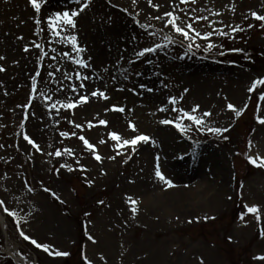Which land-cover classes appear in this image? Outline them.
<instances>
[{"label": "rangeland", "instance_id": "obj_1", "mask_svg": "<svg viewBox=\"0 0 264 264\" xmlns=\"http://www.w3.org/2000/svg\"><path fill=\"white\" fill-rule=\"evenodd\" d=\"M18 1L20 5H15ZM223 2L224 0H215L217 7ZM119 3L126 5L129 0H119ZM236 3L238 13L234 18L231 14H226V23H242V13L259 6L261 0H236ZM107 13L116 18L112 32L91 22L93 17L99 21ZM29 15L26 0H11L10 4L0 0V53L7 54L9 62L13 58L21 60L20 68L10 67L7 74H0V80L6 82L9 90L14 91V95L8 98H3L0 91V116L3 117L0 123L8 125L7 128L0 129V143L6 146L15 143L13 125L18 119L9 109L24 98L26 91H15L13 85L17 81L25 82V73L29 68L15 42L17 34L28 38L32 27L28 21ZM13 17L28 22L17 28L19 21ZM81 25L82 39L89 44L92 53L97 48L106 51L105 56L94 55L98 61L114 60L115 45L120 43V36L133 30L122 13L107 8L105 0H95L93 12L81 21ZM119 27H124L125 32L119 31ZM5 33L9 35L5 36ZM109 42L113 45L112 53L107 52ZM220 42L225 49H245L255 63H249L239 53L224 57L215 53H196L177 59V56L184 55V51L178 47H170L167 55L160 53L155 57L162 66V77L144 81L156 87L155 93H146L143 99L128 92L114 94V101L126 102L130 107L136 108L133 118L139 122L138 126L142 130H147L156 137L159 147L142 148L128 165L105 161L103 168L108 175L103 177L99 176V166L91 162V175L97 177L93 188L85 186L82 173H67L62 170L57 180L48 173L49 166L45 164V158L40 156L36 157L34 166L25 165L27 172L24 173L23 169L16 167L24 160L23 155L15 153L14 148L0 150V156L15 154L17 157L7 165L0 161V173L7 171L12 176L13 185H17L18 177L24 173L30 181L38 182L43 179L66 201V205H60L39 191L35 200L27 198L29 206L34 204L39 209L32 232L40 239L51 237L52 242L71 252L67 258L52 259L29 246L26 255L32 256L36 264H81V242L82 245H87L89 257L96 264H104L99 261L102 254L106 264H197V257L200 255L204 256L205 264H251V254L264 249V239L259 238L255 223L251 222L248 227H244L236 215L240 213L242 205L238 198L241 181L245 185L244 202L264 204V170L249 166L242 155H235L236 152L243 153L249 138L264 148V127L253 119L254 103L243 117L233 120V114L225 111L223 100L227 96L229 101L242 105L250 78L256 74H264V56L261 55L264 52V32L257 27L237 34L235 41L223 39ZM136 68L148 70L143 63L136 65ZM12 76L16 77V81L11 79ZM161 79L167 84V88L161 87ZM185 88L190 90L185 97L186 104L200 103L203 110L213 111V119L217 125H233L231 132L226 133L230 136L228 141L223 142L203 134H194L192 140H189L171 127L166 129L155 123L163 114L153 117L149 113L154 112L167 95L178 96ZM102 107L103 104L93 105L87 116L77 110V117L91 119L92 114ZM103 118L110 119L117 128L123 130L124 117L109 113L108 117ZM253 128L256 129L255 134L251 132ZM60 129L67 130L68 125L62 122ZM103 132L102 128H94L87 135L95 138ZM49 137L55 138L54 133L49 131ZM193 141L197 142L198 147L193 145ZM65 143L78 146L80 142L73 139ZM100 150L107 153V145L101 146ZM149 153L160 154L162 169H166L167 174L174 179L178 185L176 188L162 191L154 182L153 159ZM181 156L184 158L180 159ZM141 168L144 169L143 172H140ZM128 179H135L136 184H128ZM0 183L6 182L0 180ZM192 193L197 195V200L187 203L192 200ZM125 194H135L142 202L135 220L131 218L125 204ZM229 195L232 196L231 201L227 199ZM100 199L111 207L99 206L97 201ZM65 212L68 214L64 215ZM85 212H91L92 216L85 217ZM205 217L215 219L205 220ZM86 219L90 220L89 231L97 239L96 245H92L84 236L83 222ZM246 219L251 221V217ZM189 220L192 223H188ZM6 223L7 229L4 227ZM228 237H232V240ZM18 244L20 242L11 223L4 218L3 224L0 221V262L7 259L3 256H10L9 251H18Z\"/></svg>", "mask_w": 264, "mask_h": 264}, {"label": "snow or ice", "instance_id": "obj_2", "mask_svg": "<svg viewBox=\"0 0 264 264\" xmlns=\"http://www.w3.org/2000/svg\"><path fill=\"white\" fill-rule=\"evenodd\" d=\"M3 2L10 4L11 0ZM105 4L107 8L122 13L133 29L127 35L120 36V43L115 45V59L112 61H98L89 44L82 39L81 21L93 12L95 0H26L27 10H30L28 21L32 27L28 38L17 34L15 42L29 68L25 73V82L17 81L13 85L15 91H26L24 98L9 109L13 116L18 117L13 125L15 143L7 146L0 143V150L14 148L15 153L24 156V160L16 165L24 173L27 172L25 165L34 166L36 157L40 156L45 158L44 162L49 166L48 173L57 180L62 170L67 173H82L85 186L93 188L97 177L91 175V162L99 166V176L103 177L108 175L103 168L105 161L128 165L142 148L159 147L156 137L147 130H142L138 126L139 122L133 118L136 108L130 107L126 102L114 101L115 93L128 92L140 99L146 93H155L156 87L144 81L162 77V66L155 57L160 53L167 55L170 47H178L184 51V55L177 56V59L196 53H215L220 57L239 53L249 63L254 64L255 60L245 49H225L220 41H235L237 34L257 27L264 32V0H261L259 6L242 13V23L225 22L226 14H231L233 18L237 15L236 0H224L219 7L215 0H144V6L142 0H129L126 5H121L119 0H105ZM13 19L19 21L17 28L28 22L21 21L19 17ZM115 19L107 13L99 21L93 17L91 22L112 32ZM8 35L9 33H5V36ZM112 51L113 45L109 42L107 52ZM261 55L264 56V52ZM140 63L145 64L148 70L137 69L136 65ZM20 66V59L13 58L9 62L8 55L0 53V74H7L10 67ZM11 79L16 81L15 76ZM160 83L161 87L167 88L162 79ZM0 91L3 98L14 95V91L9 90L3 80H0ZM189 91L185 88L178 96L167 95L149 115L155 117L163 114L155 123L166 129L171 127L189 140H192L194 134H203L228 141L230 136L226 133L231 132L233 125L219 126L213 119V111L203 110L200 103L186 104L185 97ZM223 100L225 111L233 114V120L243 117L254 103L253 119L259 126L264 127V74H256L250 78L242 105L229 101L227 96ZM97 104H103V107L92 114L91 119L77 117V110L87 116L90 114L88 110ZM212 107L215 108V105ZM109 113L124 117L123 130L117 128L110 119L103 118L108 117ZM2 119L0 116V120ZM62 122L68 125L67 130L60 129ZM7 127V124L0 123V129ZM94 128H102L104 132L95 138L88 136L87 133ZM49 131L54 133L55 138L49 137ZM251 132L255 134L256 129H251ZM73 139L80 142L78 146L65 143ZM104 145L108 147L107 153L100 150ZM193 145L198 147L196 141H193ZM149 155L153 159L154 182L162 191L176 188L178 185L174 179L167 174L166 169H162L160 154ZM235 155H242L249 166L264 170V148L252 138L247 139L243 153L236 152ZM16 158L15 154H10L0 156V161L7 165ZM143 171L141 168L140 172ZM24 173L17 179L18 186L12 184V176L7 171L0 173V180L6 182L0 183V216L11 223L20 242L16 245L19 250L12 251L0 264H13V257L21 264H36L32 256L26 255L29 246L52 259L69 257L71 252L52 242L51 237L40 239L32 232L39 209L34 204L29 206L27 198L35 200L39 191L60 205H66V201L43 179L38 182L30 181ZM127 182L136 184L135 179H128ZM244 187L241 181L238 198L242 205L238 220L244 227L254 222L259 238L264 239V204L244 202ZM72 191L75 192V189ZM123 198L131 218L135 220L142 202L135 194H125ZM227 199L231 201L232 196L229 195ZM97 204L111 207L103 199L98 200ZM84 216L90 218L92 213L85 212ZM247 217H251V221ZM207 219L215 217H205ZM188 223L192 221L189 220ZM89 224L90 220L83 222L84 236L92 245H96L98 241L90 233ZM4 227L7 229V223ZM228 239L231 241L232 237ZM80 260L81 264H96L89 257L87 245L81 246ZM250 260L251 264H264V249L253 252ZM99 261L106 264L103 254ZM197 264H205L203 255L197 257Z\"/></svg>", "mask_w": 264, "mask_h": 264}, {"label": "bare ground", "instance_id": "obj_3", "mask_svg": "<svg viewBox=\"0 0 264 264\" xmlns=\"http://www.w3.org/2000/svg\"><path fill=\"white\" fill-rule=\"evenodd\" d=\"M15 5H20V1H18V2H16V3H14ZM118 30L119 31H122V32H125V28L124 27H119L118 28ZM94 55H98V56H105L106 55V51L103 49V48H97L96 50H95V52H94ZM190 196V195H189ZM191 199L192 200H190V201H188L187 203H194L196 200H197V195H195V194H191ZM196 196V197H195ZM0 221L2 222V224H3V222H4V218L2 217V216H0ZM16 259V258H15ZM17 260V259H16ZM18 261V260H17ZM18 263L19 264H21V262L20 261H18Z\"/></svg>", "mask_w": 264, "mask_h": 264}, {"label": "trees", "instance_id": "obj_4", "mask_svg": "<svg viewBox=\"0 0 264 264\" xmlns=\"http://www.w3.org/2000/svg\"><path fill=\"white\" fill-rule=\"evenodd\" d=\"M245 66V65H244ZM223 141V140H222ZM223 142H226V141H223ZM238 190H239V186H238ZM240 200V199H239ZM237 215V217H238V215H239V213H237L236 214ZM80 246H82V242H81V245ZM1 256V255H0Z\"/></svg>", "mask_w": 264, "mask_h": 264}]
</instances>
